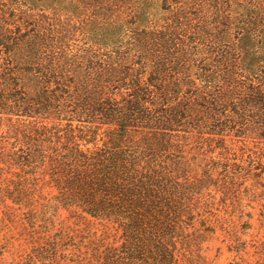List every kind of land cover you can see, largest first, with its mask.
I'll use <instances>...</instances> for the list:
<instances>
[{
	"label": "trees",
	"instance_id": "trees-1",
	"mask_svg": "<svg viewBox=\"0 0 264 264\" xmlns=\"http://www.w3.org/2000/svg\"><path fill=\"white\" fill-rule=\"evenodd\" d=\"M0 208L21 264H199L218 230L264 264V0H0Z\"/></svg>",
	"mask_w": 264,
	"mask_h": 264
},
{
	"label": "rangeland",
	"instance_id": "rangeland-1",
	"mask_svg": "<svg viewBox=\"0 0 264 264\" xmlns=\"http://www.w3.org/2000/svg\"><path fill=\"white\" fill-rule=\"evenodd\" d=\"M8 216H4L0 208V264H21L18 260L23 251L29 246L21 245V236L11 227ZM7 224V225H6ZM223 231H217L212 239L202 245L201 252L204 254V261L199 264H231V261L238 256L230 250V244L225 239ZM264 236V229L251 231L249 238ZM11 243H14L11 246ZM36 264V263H33ZM45 264V263H38Z\"/></svg>",
	"mask_w": 264,
	"mask_h": 264
}]
</instances>
